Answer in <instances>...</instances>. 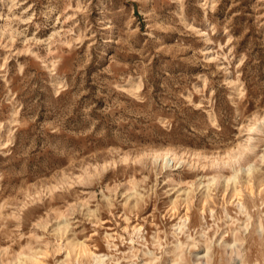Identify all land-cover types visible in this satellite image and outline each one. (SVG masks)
Returning a JSON list of instances; mask_svg holds the SVG:
<instances>
[{
	"label": "rangeland",
	"instance_id": "1",
	"mask_svg": "<svg viewBox=\"0 0 264 264\" xmlns=\"http://www.w3.org/2000/svg\"><path fill=\"white\" fill-rule=\"evenodd\" d=\"M235 236L264 264V0H0V264H236Z\"/></svg>",
	"mask_w": 264,
	"mask_h": 264
},
{
	"label": "bare ground",
	"instance_id": "2",
	"mask_svg": "<svg viewBox=\"0 0 264 264\" xmlns=\"http://www.w3.org/2000/svg\"><path fill=\"white\" fill-rule=\"evenodd\" d=\"M252 128H253V126H249V129H252ZM245 150H246V146L245 145L238 144L237 147L232 150V152L231 151L228 152L227 156L221 157L222 162L230 163L233 166L234 171H235V173L233 175L228 176L227 178L225 177V181L226 180L229 181L232 178L234 180H236L239 177V171H240L241 168L237 165V163L240 161L241 157L245 153ZM153 156H154L155 159H157V160L160 159L161 160V164H162L163 167H166L168 165L169 161H172V165H173L176 160L182 159V157H183L181 153H178L176 150L171 149V148H163L161 150H158V151L153 153ZM212 161H213V163H216V161H214V160H212ZM220 162H221V160H220ZM248 169H249V171H251L253 169V166L249 165ZM219 178H220L219 175L215 174L212 177V181L211 182L217 183L219 181ZM244 206L245 205L241 202L240 203V207L244 208ZM188 221H189V216L187 214H184L182 216V218H181V221L177 223L176 229H180V230L183 229L185 226H187ZM138 229H140V228H138ZM238 239L239 238L237 236H235L233 242L227 241L225 239L222 242H223L225 248L226 247H230L232 252H234L235 255H234L233 259H235L236 257L239 258V261H237L236 264H247L246 260H245V257H244V254L240 251L241 248L240 249H235V248H238V247H235L236 241ZM77 246H78V254L90 255L92 257V260H93L92 264H106V260L109 258L107 253H101V252H97V251H92L90 248H88V246L83 241L78 242ZM205 248H206V250H205L204 253L197 252L196 255H197V257L199 259H204L205 258L208 261L211 258V254H210L211 245L206 243ZM228 250H229V248H228ZM232 252H231V255H232ZM28 257L31 260H36L32 256H28ZM177 258H179L180 260L184 259L183 258V254H178ZM249 258H250V256H249ZM178 261L179 260H175L171 264H177ZM203 261H205V260H203ZM152 262H154V261H147L146 263L147 264H151ZM179 263H180V261H179ZM234 263H235V261H234ZM255 264H258V263H255Z\"/></svg>",
	"mask_w": 264,
	"mask_h": 264
}]
</instances>
